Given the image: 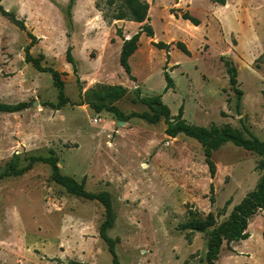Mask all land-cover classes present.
Returning a JSON list of instances; mask_svg holds the SVG:
<instances>
[{
    "label": "rangeland",
    "instance_id": "374dc122",
    "mask_svg": "<svg viewBox=\"0 0 264 264\" xmlns=\"http://www.w3.org/2000/svg\"><path fill=\"white\" fill-rule=\"evenodd\" d=\"M118 1L109 7L107 0H75L70 25L68 0H1L38 39L30 54L43 55L41 64L61 73L69 102L60 110L48 105L57 102L50 75L24 62L30 39L0 16V103L28 104L18 113H0V264H112L98 233L103 206L68 195L41 162L22 175L11 173L31 156L54 155L62 174L84 180L89 192L109 194L114 223L107 235L116 240L120 264H206L209 231L191 233L189 242L188 231L177 226L209 213L222 223L258 182L259 156L253 152L223 144L212 153V177L200 144L183 134L169 138L162 120L125 121L90 105L98 104L91 92L100 86H121L126 94L112 105L123 115L150 112L138 102V88L141 97L161 95L172 117L181 107L189 124L242 130L244 123L264 140V63L258 62L264 54V0H225L224 6L144 0L154 36L142 34L129 58L134 80L119 65L115 31L121 28L127 39L141 25L102 18ZM184 12L200 25L174 17ZM178 41L189 56L175 47ZM156 42L169 44V52L155 48ZM68 46L76 75L64 58ZM224 61L237 71L238 113ZM164 71L173 81L166 92ZM247 232V240L223 243L215 264H264V211L249 221Z\"/></svg>",
    "mask_w": 264,
    "mask_h": 264
},
{
    "label": "trees",
    "instance_id": "16d2710c",
    "mask_svg": "<svg viewBox=\"0 0 264 264\" xmlns=\"http://www.w3.org/2000/svg\"><path fill=\"white\" fill-rule=\"evenodd\" d=\"M75 0H68L66 14L69 17V23L71 25V9L74 5ZM116 0H107V5L109 7L115 4ZM210 2L224 6L226 5L225 0H210ZM96 9L99 6L95 5ZM149 5L144 0H119L116 10L111 13L110 16L103 14V20L105 22L113 21H129L134 23L142 24L139 30L133 34L129 39L123 38L121 28H116V36L122 40V45L119 53V65L123 69L124 73L129 79L134 80L131 75V68L129 66V58L138 49L139 38L142 34L149 38H153L154 32L152 27L146 23L149 20L148 11ZM0 16L7 19L11 24L16 26L20 31L26 33L27 37L30 39L29 44L24 48V62L30 64L34 70L39 73H48L52 80L53 87L57 90V102L48 104L54 110H60L64 107L69 100L64 94V84L61 80V73L51 67H45L41 64L43 55L39 57H33L30 54V49L38 42V39L26 30L24 22L17 19L16 14L12 11H7L3 8L0 0ZM176 19L180 18L183 21H188L193 26H199L200 21L188 12H184L178 17L174 15ZM113 43V40H111ZM152 45L158 50H164L166 53L169 52V44L163 42L152 43ZM175 47L181 51L186 56L190 55L189 50L183 42H176ZM65 61L72 67V72L74 75L77 74V68L75 59L72 55V47L68 46L65 51ZM169 56L167 54V60ZM264 63V54L258 58V62ZM226 67V73L228 75V82L230 88L234 91L237 102H236V112L240 111V99L242 97V91L237 87V71L231 61H224ZM258 65V64H257ZM165 80L164 92L168 89L173 88V81L169 74L164 71L163 73ZM76 82L79 83V79L76 78ZM93 96L96 97L98 104H91L90 106L94 108V111L99 113L102 110L111 112L122 118L123 120H128L132 117H137L143 119L149 124H157L161 120L165 124L164 133L169 138H176L178 135H185L189 138L197 141L203 149L204 159L209 168L210 175L213 177L215 172L214 164L211 160L212 153L217 151L223 144L232 143L236 147H240L246 151L253 152L259 156L257 162V169L260 171V176L255 188L247 193L244 198L235 206H233L228 218L220 224H216L214 217L211 213L207 214L203 219H191L185 223L179 224L177 229L179 231H188L186 237L190 242V234L194 232L205 233L209 231L208 238L206 242V252H205V262L206 264H215L220 254V249L223 243L227 246L231 243H237L239 241L247 240L249 234L247 232V227L249 221L260 211H264V140L257 139L248 128L242 124V130L235 129L229 125H224L218 127L211 125L209 127L197 126L187 123L182 115V108L180 107L176 116L172 117L169 108L162 103L161 95H155L152 97H141L139 94V89L135 90L138 97V102L149 108L150 112H143L140 114L131 113L129 115H123L115 106L113 102L120 100L126 94V89L121 86H100L98 90L91 92ZM262 100L264 107V90L262 91ZM28 107L25 102H19L16 104H6L0 103V113L13 114L23 111ZM247 135V137L244 136ZM41 162L50 167V179L55 184L62 187L65 192L73 197L87 200V201H97L99 202L105 211V220L99 226V237L105 243L107 247V252L111 256L112 264H120L115 251L116 240L108 237L107 231L112 228L114 223V216L110 202V196L107 192L93 193L85 189V182L77 181L73 177L64 175L61 173L58 166V159L56 156L51 155L49 157L42 156H31L29 158V163L16 170L13 168L11 173L14 175H22L26 171L30 170L32 166ZM12 168V167H11ZM10 175V173L4 174ZM3 175L0 174V178ZM190 213V212H189ZM262 238L264 240V232L262 233Z\"/></svg>",
    "mask_w": 264,
    "mask_h": 264
},
{
    "label": "crops",
    "instance_id": "0c3cea01",
    "mask_svg": "<svg viewBox=\"0 0 264 264\" xmlns=\"http://www.w3.org/2000/svg\"><path fill=\"white\" fill-rule=\"evenodd\" d=\"M149 11V10H148ZM114 23H119V22H125V23H129V21H124V20H121V21H113ZM188 22V21H187ZM104 22L102 21V24H103ZM134 23V22H133ZM105 24V23H104ZM135 24H139V23H135ZM139 25H142V24H139ZM130 38V36L129 37H127V39H129ZM119 41V40H118ZM120 42V48H121V45H122V41L120 40L119 41Z\"/></svg>",
    "mask_w": 264,
    "mask_h": 264
},
{
    "label": "water",
    "instance_id": "95a60500",
    "mask_svg": "<svg viewBox=\"0 0 264 264\" xmlns=\"http://www.w3.org/2000/svg\"><path fill=\"white\" fill-rule=\"evenodd\" d=\"M118 124H119V125H122V124H124V123H123V122H118Z\"/></svg>",
    "mask_w": 264,
    "mask_h": 264
}]
</instances>
